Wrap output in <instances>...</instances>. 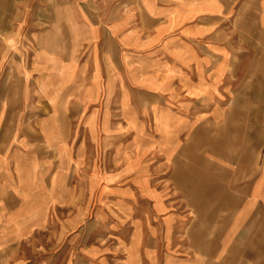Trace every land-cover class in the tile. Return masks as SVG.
I'll use <instances>...</instances> for the list:
<instances>
[{
    "label": "rangeland",
    "instance_id": "rangeland-1",
    "mask_svg": "<svg viewBox=\"0 0 264 264\" xmlns=\"http://www.w3.org/2000/svg\"><path fill=\"white\" fill-rule=\"evenodd\" d=\"M22 4L0 0V185L18 178L6 163L16 153L20 169L32 160L51 171L59 139L73 152L82 142L86 162L75 168L62 149L61 185L74 189L76 199L46 202L41 227L19 244L0 247V264H264L258 5L252 16L238 10L212 25L228 50L219 65L230 92L212 104L172 106L122 70L128 50L116 39L89 41L80 34L89 19L105 33L132 5ZM104 57L121 68L122 90L115 76L100 74ZM92 59L101 68L93 76L96 87L81 96L69 87L72 65L86 63L94 72ZM140 67L142 74L147 64ZM182 112L190 121L170 118ZM53 113L62 119L54 121ZM45 124L62 137H47ZM47 176L42 188L50 190Z\"/></svg>",
    "mask_w": 264,
    "mask_h": 264
},
{
    "label": "crops",
    "instance_id": "crops-1",
    "mask_svg": "<svg viewBox=\"0 0 264 264\" xmlns=\"http://www.w3.org/2000/svg\"><path fill=\"white\" fill-rule=\"evenodd\" d=\"M22 3V5H132L126 14L108 22L105 33L100 25V27L95 26L96 23L89 19L80 34L89 41L97 40L100 36L116 39L128 50V55H123L122 70H127L134 84L158 96L165 95L172 106L173 103L188 105L192 100L199 104L200 99L212 104L218 100L221 92H230L229 87L227 88L229 82H222L227 71L219 65L228 50L212 35L213 24L233 19L238 10L245 12L249 10L252 16L254 3L258 5L260 22L264 24V0H54L51 2L22 0ZM80 20L83 21L84 18L80 16ZM103 61L106 68V72L103 73H100L101 68L96 60L92 59L91 63V66L94 65V72L86 63L74 62L72 71L70 70L75 79L69 80L71 90L85 96L87 89L96 87L93 76L98 75V72L104 75L106 80L115 76L120 83L119 91L122 90L121 68L117 67L114 70L109 65L112 62L108 57H104ZM143 62L147 64V69L141 74L140 65ZM55 84L57 88L62 85L57 81ZM104 84L105 89H108L106 82ZM91 97H85L82 102L87 103ZM122 103V98L119 96L118 106L122 107ZM62 116L61 113L52 114L54 121L61 120ZM191 116L183 112L170 114V118L175 122L179 120L188 122ZM105 119L107 117L103 120ZM88 120L91 121L92 116ZM44 131L47 137H62L60 131L53 130L48 124L44 125ZM16 138L19 143L22 141L20 135ZM58 141L56 140L59 145L54 144L56 164L48 172L44 162L38 164L31 160L24 169H20L21 155L16 153L12 157H6V163L14 165L13 170L16 171L18 178L16 177L12 183L5 184L4 187L3 184L0 185V247L19 244L38 230L43 222L46 202L60 205L64 200L76 199L74 189L61 185L58 174L61 163L59 153L64 150L62 154L65 156L67 154L70 164L76 168L86 162L84 147L82 142H78L79 147L77 145L73 152L66 142L61 139ZM2 152L4 151H0V164L3 159ZM38 172L44 176L43 180L45 174L48 175L50 190L42 188L46 182L35 177ZM9 186L11 187L8 188ZM3 191L7 195L2 196ZM88 253L86 255H89Z\"/></svg>",
    "mask_w": 264,
    "mask_h": 264
},
{
    "label": "bare ground",
    "instance_id": "bare-ground-1",
    "mask_svg": "<svg viewBox=\"0 0 264 264\" xmlns=\"http://www.w3.org/2000/svg\"><path fill=\"white\" fill-rule=\"evenodd\" d=\"M211 190L214 192L213 188H211ZM211 193V192H210ZM216 198V197H215ZM215 198L213 199V201L215 200Z\"/></svg>",
    "mask_w": 264,
    "mask_h": 264
}]
</instances>
